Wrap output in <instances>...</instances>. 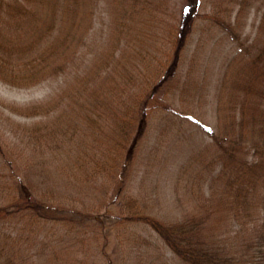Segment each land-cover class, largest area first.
<instances>
[{"label": "rangeland", "instance_id": "rangeland-1", "mask_svg": "<svg viewBox=\"0 0 264 264\" xmlns=\"http://www.w3.org/2000/svg\"><path fill=\"white\" fill-rule=\"evenodd\" d=\"M132 3L140 10L131 9ZM74 5H77V17L71 29L80 32L86 16L91 18V28L75 64L65 70L67 73L27 88L0 81V151L4 153L1 155L4 159L0 158V200L17 192L14 185L17 178L31 181L25 176L23 163L26 164V156L38 157L29 147L23 149L25 156L21 158L10 156L13 152L6 143L14 140L21 144L16 145L17 149L22 148L26 142L19 129L41 122L40 117H24L5 104L23 105L62 94L61 108L44 118V123L55 121L65 127L73 119L76 121L71 131L73 140L87 147V164L95 168V175L87 179L84 171L69 170L72 158L68 161L62 157L65 154L62 150L53 156L50 151L44 152L57 166L51 167L47 175L29 169L28 172L37 192L50 189L60 201L86 211L98 221L89 219L80 228L60 230L59 236L43 228L34 230L29 219L15 217L11 222L0 221V229L10 230L19 238L14 240V247L20 255L17 252L14 261L22 259L23 264H58V260L64 264H188L147 224L119 218L126 210L120 201H113V193L118 192L121 199L132 193L152 216L167 223L194 211L202 214L200 192L207 188L208 174L200 171L201 164L194 158L208 140L204 129L214 121V86L233 52L239 51L244 41L253 40L260 9L264 7L262 0H242L241 5L235 0H75ZM46 9L47 5L42 9L43 18ZM131 10L134 12L130 13ZM150 15L153 20L146 24V17ZM69 24L70 21H65L63 25L68 28ZM27 38L29 35L23 39ZM117 40L122 42L116 43ZM176 46L180 50L173 62ZM104 59L111 62L110 70H117L112 80L115 86L125 83L126 79L130 92L123 103H112V110L104 109L105 106H98L96 111L91 109L86 121L76 96L78 80L100 69ZM132 62L145 70H154L157 64L167 62L161 74L170 72L162 86L169 105L166 109L159 106L147 111L135 142L121 141L120 157L126 153L125 162L114 165L112 147L116 142L112 138L118 131L113 128V116L128 115L134 93L141 92L146 84L142 76L124 74L122 65H129V72ZM172 62L174 66L170 67ZM68 101L71 109L66 107ZM251 124L246 125L251 127ZM73 143L66 144L73 152H79L81 147H74ZM94 145L98 148L93 149ZM118 163L121 175L117 180L116 174L109 173V167L118 168ZM239 226L243 225L237 219L225 218L216 225L214 233L226 246L236 248L246 235Z\"/></svg>", "mask_w": 264, "mask_h": 264}, {"label": "trees", "instance_id": "trees-1", "mask_svg": "<svg viewBox=\"0 0 264 264\" xmlns=\"http://www.w3.org/2000/svg\"><path fill=\"white\" fill-rule=\"evenodd\" d=\"M235 1L238 5L242 3V0ZM74 4L75 0H0L2 83L27 88L67 73L65 70L75 64V58L85 44L91 28V18L86 16L80 32L71 29L77 17V5ZM45 5L47 9L43 18L41 13ZM129 6L140 10L135 3ZM260 10L253 40L251 43L244 41L242 48L233 52L214 86V121L204 129L208 140L194 158L201 164L200 171L204 170L208 174V178H205L207 188L200 192L202 214L194 211L167 223L152 216L145 209V204L140 205V200L132 193L123 195L122 199L118 198V192L113 193V201H120V206L126 210L125 215L118 216L119 218L147 224L175 255L188 264H264V7ZM132 11L134 12L131 10L130 13ZM237 19L236 15L235 20ZM152 20L150 15L145 22L148 24ZM65 21H70L68 28L63 25ZM79 24L80 22L76 25ZM26 35L29 38L23 39ZM120 42L122 41L117 40L116 43ZM128 42L124 43L128 45ZM128 47L134 49V46ZM179 50L180 47L176 46L172 55L173 62ZM138 52L140 53L139 50ZM173 62L170 67L174 66ZM110 63L108 59H104L100 69L92 70L78 80L80 83L76 87V96L81 104L80 112L86 121L91 109L96 111L98 106H105L104 109L110 107L112 110V103H123L124 97L127 99L129 95L131 87L127 85L126 79L118 87L112 81L117 70H110ZM135 63H131L129 72V65L123 64L124 74L126 77L142 76L146 84L141 92L134 93L133 103L127 109L128 115H121L120 118L116 114L113 116V128L118 131L112 138L116 142L112 147L115 151L114 165L125 162L126 153L123 158L120 157L123 148L121 141H131V144L135 142L139 129L145 123L147 111L169 105L162 86L170 72L161 74L162 66L167 62L157 64L154 70H145L135 66ZM135 68L136 71H132ZM106 88L108 92L105 91ZM62 99L64 95L58 94L54 98L23 105L5 104L24 117H40L41 122L19 129L26 142L22 148L17 149L16 145L21 144L14 140L6 143L13 152L10 156L21 158L25 156L22 154L23 149L29 147L32 154L38 153V157L26 156V164L23 163L25 176L31 181L17 178L14 183L17 192L10 194L6 200H0L1 222H11L15 217L29 219L34 230L43 228L51 235L59 236L60 230L80 228L89 219L98 221L96 217H89L86 211L60 201L50 189L37 192L36 183L28 172L29 169L36 174L47 175L51 167L57 166L54 164L55 160L44 156V152L50 151L53 156L55 152L61 153L62 150L65 151L62 157L68 161L72 158L71 164H68L69 170L73 173L84 171L87 179L95 175V168L87 164V147L76 144L73 140L75 137H72L71 131L76 127V121L73 119L65 127L55 124V121L44 123V118L61 108ZM68 103L69 101L66 107L71 109ZM57 118L61 119V116L58 115ZM249 122L252 123L251 127L246 125ZM67 142H74V147L79 145L81 150L73 152ZM96 148L98 146L94 145L93 149ZM1 155L4 156V153L0 151ZM3 156L0 158L4 159ZM8 164L12 165V162L9 161ZM120 164L118 168H113V165L109 167V173L116 174L115 179H119L121 175ZM79 177L82 178V175ZM209 218L210 221L207 220ZM225 218L237 219L243 225L239 226L240 229L246 232L238 242L241 243L240 246L236 248L226 246L214 233L216 225ZM38 235L37 233L36 236ZM14 240L19 241V238L10 230L0 229V264H23L22 259L14 261L20 255L19 251H15ZM27 259L25 257V263ZM58 264H64V261L58 260Z\"/></svg>", "mask_w": 264, "mask_h": 264}]
</instances>
